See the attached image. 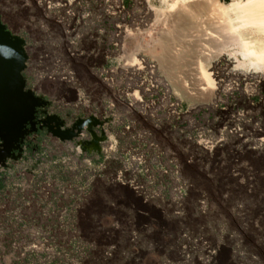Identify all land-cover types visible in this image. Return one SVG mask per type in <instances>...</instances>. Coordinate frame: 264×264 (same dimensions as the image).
Wrapping results in <instances>:
<instances>
[{"label":"rangeland","instance_id":"obj_1","mask_svg":"<svg viewBox=\"0 0 264 264\" xmlns=\"http://www.w3.org/2000/svg\"><path fill=\"white\" fill-rule=\"evenodd\" d=\"M146 8L0 0L29 89L64 129L87 121L0 166V264H264V72L220 55V91L185 98Z\"/></svg>","mask_w":264,"mask_h":264},{"label":"bare ground","instance_id":"obj_2","mask_svg":"<svg viewBox=\"0 0 264 264\" xmlns=\"http://www.w3.org/2000/svg\"><path fill=\"white\" fill-rule=\"evenodd\" d=\"M153 1L143 0L147 6L144 14L163 27L159 37L146 44V50L164 49L160 60L175 92L193 101L218 93L225 84L215 81L220 76L216 71L220 55L233 60L245 76L252 71L264 72V0H233L229 4L221 0H157L165 10ZM210 63L214 64L213 72L209 71ZM229 74L236 79L240 76L232 68Z\"/></svg>","mask_w":264,"mask_h":264},{"label":"water","instance_id":"obj_3","mask_svg":"<svg viewBox=\"0 0 264 264\" xmlns=\"http://www.w3.org/2000/svg\"><path fill=\"white\" fill-rule=\"evenodd\" d=\"M10 37L19 40L24 49L23 66L21 69L23 70L26 67L27 58L24 48L25 41L20 36L12 34L0 18V41L6 42ZM25 88L26 80L23 76H19L17 79V87L13 89L10 86L4 85L0 79V141L5 146L0 151V164L3 166L6 165L4 163V159L7 157L5 154L7 150L6 143L11 140H17L22 136V128L32 119L36 108L46 104V101L38 97L33 90H25ZM44 123L53 136L58 137L62 141H73L87 124V121L81 119L71 128L63 129L64 121L58 115H50L48 121ZM97 123L98 121L96 120L93 122L94 125Z\"/></svg>","mask_w":264,"mask_h":264},{"label":"flooded vegetation","instance_id":"obj_4","mask_svg":"<svg viewBox=\"0 0 264 264\" xmlns=\"http://www.w3.org/2000/svg\"><path fill=\"white\" fill-rule=\"evenodd\" d=\"M23 50L21 43L15 38L10 37L6 42L0 41V79L4 85L10 86L11 89L17 87V79L19 76H23L26 80V70L25 68L21 70L23 66ZM28 89L26 80L25 90ZM47 108L48 105L37 107L32 119L22 128V136L17 140H11L6 143L7 150L5 154L7 157L4 159L6 165L8 161L15 160L19 158V155H23L28 148L36 146L43 134H51L44 123L49 118ZM1 143L0 141V151L5 148Z\"/></svg>","mask_w":264,"mask_h":264},{"label":"trees","instance_id":"obj_5","mask_svg":"<svg viewBox=\"0 0 264 264\" xmlns=\"http://www.w3.org/2000/svg\"><path fill=\"white\" fill-rule=\"evenodd\" d=\"M0 186H1V183H0Z\"/></svg>","mask_w":264,"mask_h":264}]
</instances>
